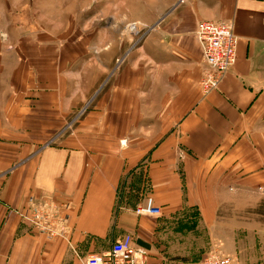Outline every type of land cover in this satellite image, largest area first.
Returning a JSON list of instances; mask_svg holds the SVG:
<instances>
[{"label": "crops", "instance_id": "crops-1", "mask_svg": "<svg viewBox=\"0 0 264 264\" xmlns=\"http://www.w3.org/2000/svg\"><path fill=\"white\" fill-rule=\"evenodd\" d=\"M201 20L230 22L238 38L234 66L206 95ZM140 44L109 105L65 136L54 138L64 111L45 76L24 78L32 91L0 107V264H83L126 232L146 264H197L219 212H238L243 185L264 182V0H187ZM148 195L161 215H134ZM46 203L60 205L67 238L18 213Z\"/></svg>", "mask_w": 264, "mask_h": 264}, {"label": "rangeland", "instance_id": "rangeland-1", "mask_svg": "<svg viewBox=\"0 0 264 264\" xmlns=\"http://www.w3.org/2000/svg\"><path fill=\"white\" fill-rule=\"evenodd\" d=\"M178 4L182 3L0 0V107L12 93L32 91L24 78L45 76L57 107L64 111L54 138L65 136L99 101L112 100L118 75L129 64L135 67L144 34ZM144 105L150 109L152 100H144ZM253 186L247 190L243 185L238 212L224 208L217 226L207 229V254L219 251L231 256L234 264H264V182ZM138 202L131 204L133 209ZM199 237L205 238L194 236Z\"/></svg>", "mask_w": 264, "mask_h": 264}, {"label": "built area", "instance_id": "built-area-1", "mask_svg": "<svg viewBox=\"0 0 264 264\" xmlns=\"http://www.w3.org/2000/svg\"><path fill=\"white\" fill-rule=\"evenodd\" d=\"M183 3L184 0H179ZM202 53L204 67L198 79L203 95L218 88L225 74L234 66L238 38L230 22H213L201 20L194 30ZM60 205L48 204L38 208L29 207L18 211L21 218L30 227L51 237L67 238L68 225L66 215H62ZM133 213L136 216L157 217L161 215L160 207L155 205L152 196L145 197ZM146 249L135 243L131 232L122 234L114 240L109 249L101 253L89 254L83 264H146ZM197 264H234V259L213 251L205 254Z\"/></svg>", "mask_w": 264, "mask_h": 264}, {"label": "bare ground", "instance_id": "bare-ground-1", "mask_svg": "<svg viewBox=\"0 0 264 264\" xmlns=\"http://www.w3.org/2000/svg\"><path fill=\"white\" fill-rule=\"evenodd\" d=\"M227 22V21H226ZM226 75V74H225Z\"/></svg>", "mask_w": 264, "mask_h": 264}]
</instances>
